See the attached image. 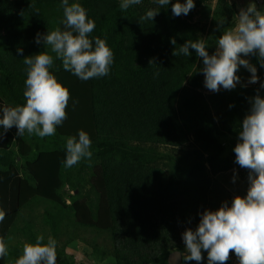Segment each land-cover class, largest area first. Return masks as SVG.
Instances as JSON below:
<instances>
[{"label":"trees","instance_id":"obj_1","mask_svg":"<svg viewBox=\"0 0 264 264\" xmlns=\"http://www.w3.org/2000/svg\"><path fill=\"white\" fill-rule=\"evenodd\" d=\"M74 2L95 22L90 38L106 40L113 63L108 75L82 81L55 60L51 71L70 91L67 119L54 136L21 137L13 127L0 140V241L7 248L0 264H15L24 243L41 235L46 243L49 233L57 241L56 264H75L67 244L60 243L67 228V243L75 240V229L108 233L112 248L94 249L102 259L110 257L109 264H168L169 255L184 248L182 233L195 229L208 209L212 176L246 170L235 162V152L225 154L221 137L238 140L250 98L258 91L264 95V67L257 57L249 58L257 83L241 81L233 90L214 92L207 91L196 51L176 56L174 49L202 39L212 54L243 6L195 0L187 15L174 16L176 0L161 8L141 0L127 10L121 0H69ZM254 2L264 10V1ZM61 3L0 0V107L26 103L24 57L44 50L42 41L36 43L38 34L63 30ZM149 9L159 11L154 20L141 22ZM82 129L92 141L91 160L66 168V139L78 138ZM67 186L75 193L69 203ZM41 204L46 235L34 213Z\"/></svg>","mask_w":264,"mask_h":264},{"label":"clouds","instance_id":"obj_2","mask_svg":"<svg viewBox=\"0 0 264 264\" xmlns=\"http://www.w3.org/2000/svg\"><path fill=\"white\" fill-rule=\"evenodd\" d=\"M166 7L171 0H154ZM141 0H121L120 8L127 10ZM63 30H49L36 43L44 44V50L24 57L26 80L24 97L26 103L0 107V140L16 128L17 136L36 135L40 138L54 136L57 126L67 119L70 91L51 71L55 60L62 62L65 71H70L82 81L109 74L113 52L105 39L90 38L95 22L88 17L80 3L62 0ZM195 7V0H176L172 4L174 16L187 15ZM159 10L149 9L141 16V22L154 20ZM223 21H221V24ZM171 43L176 44L175 38ZM194 49L203 59L204 83L207 89L218 92L221 87L233 90L241 83L238 74L241 66L250 73L248 83L259 81L257 67L250 57H257L264 67V10L254 0L242 7L230 27H224L216 41V50L210 54L204 40H188L174 55L189 56ZM23 49H18L22 55ZM151 63V62H150ZM264 88V84H261ZM251 108L242 121L238 143L235 145V162L248 171L246 195L237 194L229 204L218 209H206L200 213L198 226L186 228L182 233L183 250L178 252L177 264L196 261L201 264L207 253L208 264H227L234 252L238 264H264V95L259 91L250 98ZM231 107V105H230ZM92 141L85 130L66 139V156L63 165L71 168L81 160H91ZM235 180V176H234ZM3 217L0 216V220ZM57 241L38 236L34 243L26 242L15 264H56ZM7 255L6 245L0 241V258Z\"/></svg>","mask_w":264,"mask_h":264},{"label":"rangeland","instance_id":"obj_3","mask_svg":"<svg viewBox=\"0 0 264 264\" xmlns=\"http://www.w3.org/2000/svg\"><path fill=\"white\" fill-rule=\"evenodd\" d=\"M238 3H240L243 7H247L248 4L251 2V0H235ZM255 1V0H254ZM260 2H263L264 0H259ZM241 9V8H240ZM238 74L241 77V81L248 82L249 80V74L244 72L241 67L239 69ZM207 91H211L207 89ZM221 140L225 142L226 144V155H230L232 152H234L235 145L238 143L237 138H233L230 135H225L221 137ZM237 169L229 170L227 172L220 173L216 176H212V188L209 193V207L208 209H218L222 203L227 201L229 204L231 203L232 199L235 197V195H246L247 188H248V171H242ZM235 176V180H234ZM89 188L86 187L83 189V194L89 193ZM67 203L70 202L69 195H74V191L71 190L70 187L65 188ZM44 205L41 204L39 207H37L34 211L38 223H40V227L43 231H45V235L48 232V227H45L43 224L42 214L44 212ZM69 229H65V232L68 233L67 235L64 234V236L61 237L60 243L61 244H67L66 246V252L69 256H72L75 264H109L110 257L101 258L96 252L95 247L99 246L103 249H111L112 248V242L110 240V236L106 232H97L91 228L87 229H75V233L77 234L74 241L67 243L68 235L70 234ZM72 230V228H70ZM52 237V235L49 233L47 234V237ZM232 257V264H238V259L235 256V253L233 252L231 254ZM191 264H197L196 261H194ZM201 264H208L207 261V255L204 256V260L201 262Z\"/></svg>","mask_w":264,"mask_h":264},{"label":"water","instance_id":"obj_4","mask_svg":"<svg viewBox=\"0 0 264 264\" xmlns=\"http://www.w3.org/2000/svg\"><path fill=\"white\" fill-rule=\"evenodd\" d=\"M180 250H176L172 252L168 257V264H177V261L179 259L178 252Z\"/></svg>","mask_w":264,"mask_h":264}]
</instances>
